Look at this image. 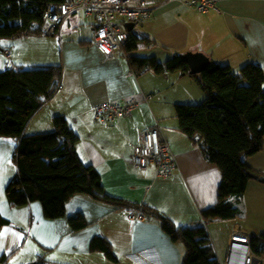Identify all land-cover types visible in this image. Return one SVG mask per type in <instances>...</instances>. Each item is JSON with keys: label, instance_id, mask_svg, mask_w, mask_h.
I'll return each mask as SVG.
<instances>
[{"label": "crops", "instance_id": "1", "mask_svg": "<svg viewBox=\"0 0 264 264\" xmlns=\"http://www.w3.org/2000/svg\"><path fill=\"white\" fill-rule=\"evenodd\" d=\"M216 3L218 10L201 12L187 7L184 0H144L153 16L135 24L133 31L151 41L136 54L155 55L164 62L174 53L201 51L236 72L248 63L264 70V0ZM77 12L55 35L0 40V71L58 63L63 66L60 90L32 118L27 129L38 120L35 131H51L53 117L63 114L80 138L76 146L80 158L99 170L107 194L153 204L178 225L200 223L202 211L218 200L221 172L179 128L173 114L176 103L199 102L206 98V92L189 74H156L151 70L137 74L124 49L116 51L112 58L102 55L93 42L99 19L80 17ZM83 26L87 27L85 32ZM158 90L160 94H155ZM144 93H154L149 103L143 100ZM125 99L141 102L132 116L110 123L94 120L96 104ZM156 123L176 156L177 165L169 177H158L154 164L141 170L134 163L139 130ZM244 160L252 169L264 173V145ZM230 199L242 215L232 229L242 228L252 237L264 235V224L251 221L252 217H264V183L252 179L241 197ZM1 203L0 214L9 222L2 228L0 240L5 228L12 225L26 235L23 243L32 245L16 264L38 263L40 257L46 264H116L104 253L90 250V242L97 235L110 240L119 258L117 264H181L183 247L172 241L157 221L133 216L135 209L117 210L82 195L68 201L63 217L52 219L45 217L40 201L15 207L3 198ZM78 215L85 217L88 226L75 231L70 219ZM15 236L7 231L8 242L0 248V254L19 252V241H10ZM212 242L216 249L213 238Z\"/></svg>", "mask_w": 264, "mask_h": 264}, {"label": "trees", "instance_id": "2", "mask_svg": "<svg viewBox=\"0 0 264 264\" xmlns=\"http://www.w3.org/2000/svg\"><path fill=\"white\" fill-rule=\"evenodd\" d=\"M72 1L75 0H0V40L44 35L42 27L49 5ZM150 41L131 31L123 47L137 74L150 70L156 74H189L182 53H174L164 62L155 55L136 54L148 47ZM189 75L207 96L199 104H175L179 128L221 172L218 200L202 211L200 223L178 225L153 204L107 194L99 170L80 158L76 148L80 138L63 114L53 117L51 131L26 133L32 118L62 86L60 63L0 71V136L17 140L13 160L18 171L5 189L9 203L18 207L40 201L45 217L52 219L63 217L68 201L82 195L117 210H139L148 220L157 221L172 241L183 247L181 264H221L205 221L241 217L230 197L246 192L253 179L251 174L264 175L244 160L264 145V70L258 64L248 63L236 72L228 65L212 61L206 70ZM198 133L205 139V145L194 139ZM8 222L0 214V232ZM70 225L78 231L88 223L83 215H78L70 219ZM260 242H263L261 248ZM253 247L264 255V235L253 236ZM90 250L102 252L111 262L119 263L112 243L103 235L91 240ZM11 254L1 253L0 264H11ZM37 264H46V260L40 257Z\"/></svg>", "mask_w": 264, "mask_h": 264}, {"label": "built area", "instance_id": "3", "mask_svg": "<svg viewBox=\"0 0 264 264\" xmlns=\"http://www.w3.org/2000/svg\"><path fill=\"white\" fill-rule=\"evenodd\" d=\"M184 4L201 12L218 10L216 0H184ZM79 10L87 16H95L99 19L94 28L93 42L99 52L109 58L114 57L116 51L123 49L130 38L126 22L132 21L138 24L153 16L152 8L146 6L144 0H75L62 4L51 3L44 15L43 34L55 35L65 20ZM160 92L158 90L155 94ZM153 94L144 93L143 100L149 103ZM140 104L141 102L136 99L100 102L93 108L94 120L110 123L120 118L130 117L140 108ZM133 158L136 167L141 170L154 164L158 177L171 176L177 165L176 156L164 138L158 123L139 130V140L134 145ZM132 215H141V212L134 210ZM220 263L264 264V255L255 251L250 232L235 227L229 237L225 258L221 259Z\"/></svg>", "mask_w": 264, "mask_h": 264}, {"label": "rangeland", "instance_id": "4", "mask_svg": "<svg viewBox=\"0 0 264 264\" xmlns=\"http://www.w3.org/2000/svg\"><path fill=\"white\" fill-rule=\"evenodd\" d=\"M75 15V14H73ZM77 15H79L80 17H84V12L79 10L77 12ZM83 32H85L87 30L86 26H83ZM58 35V34H57ZM143 55H150V54H146L144 53ZM163 62V61H162ZM203 100L199 101V102H190L193 104H199L202 103ZM179 103H184V102H179ZM186 103V102H185ZM176 115V110H175V114ZM38 119V118H37ZM38 120H35L34 122H32L29 126V128L27 129V134H33L36 133L38 130L36 128V124H37ZM40 128V127H39ZM39 132H46L44 131V129H41ZM16 139L13 137H7V136H0V208H1V201L2 199H6V195H5V189L6 186L8 185V183L16 176L18 168L13 160V154L14 151L16 149L17 146V141H15ZM251 195V193L249 194ZM240 196H231L232 197H241ZM264 206V205H263ZM241 212V211H240ZM264 216V215H262ZM236 219H238V217L236 218H228V219H217V220H207L205 221V224L208 228L209 234L211 239L213 238L214 242H215V246L216 249L218 251V257L219 259H224L225 255L227 253V246H228V236L229 233L233 230V224L237 221ZM240 220V219H239ZM251 221L256 222L257 225L259 224H264V217H252ZM6 230H4L5 232L3 233V236L0 240V248L4 247L5 243L8 242L7 239V231H9V233H15L16 236L15 238H12V240L10 241H19L20 246H22V248H20L19 252L15 253V251H11V258H10V263L12 264H16V262H18V260L23 257V255L27 252L30 251V247H32V245L30 243H23V238L26 236H24V234L20 231L17 232L16 230H14L13 226L11 225L10 227L5 228ZM23 243V244H22ZM259 247L261 248L263 246V242H260ZM10 253V252H9ZM35 261H32L30 264H33Z\"/></svg>", "mask_w": 264, "mask_h": 264}, {"label": "water", "instance_id": "5", "mask_svg": "<svg viewBox=\"0 0 264 264\" xmlns=\"http://www.w3.org/2000/svg\"><path fill=\"white\" fill-rule=\"evenodd\" d=\"M125 24L126 28L130 32L133 31L135 22L128 21ZM183 58L189 65V74L201 73L202 71L206 70L212 63L211 58L201 51H188L183 54ZM194 139L202 145L206 144L205 139H203L199 133L194 136ZM251 176L253 179H257L260 182L264 183V175L253 173L251 174ZM33 264H37V262H34Z\"/></svg>", "mask_w": 264, "mask_h": 264}]
</instances>
